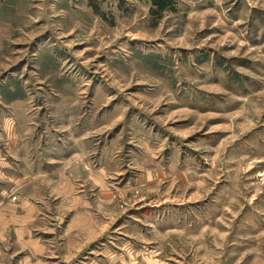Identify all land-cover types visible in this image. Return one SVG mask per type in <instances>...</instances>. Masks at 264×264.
Segmentation results:
<instances>
[{
  "label": "rangeland",
  "instance_id": "374dc122",
  "mask_svg": "<svg viewBox=\"0 0 264 264\" xmlns=\"http://www.w3.org/2000/svg\"><path fill=\"white\" fill-rule=\"evenodd\" d=\"M0 264H264V0H0Z\"/></svg>",
  "mask_w": 264,
  "mask_h": 264
},
{
  "label": "crops",
  "instance_id": "0c3cea01",
  "mask_svg": "<svg viewBox=\"0 0 264 264\" xmlns=\"http://www.w3.org/2000/svg\"><path fill=\"white\" fill-rule=\"evenodd\" d=\"M34 141H32V143H33ZM52 141L51 140H49L48 142H46V144L45 145H47V147H50V154H53V155H55L54 157H59V152H60V149H58V148H54V149H51V146L54 144V143H51ZM43 142H41V140H38L37 141V144L36 145H34V150H36L35 152H33V154H32V156H31V158H34L35 160L34 161H38L40 158H41V160L43 161L44 160V155H45V150L44 149H41V145H43L42 144ZM56 145H58V144H56ZM36 146H38V148L36 147ZM41 149V150H40ZM85 149L86 148H81V150H78L79 152H83V153H85ZM20 151V150H19ZM49 154V151L47 152V155ZM49 154V155H50ZM84 159H85V163H86V156H85V154H84ZM33 160V159H32ZM53 162H56V163H59L60 165H62L61 167H60V169L63 171V172H61V173H58V177H60V179H61V183L59 184V186L60 187H66V189H67V191L68 192H71V190L73 189V187H74V184H72V182L70 181L72 178L71 177H73L72 176V166H67L69 163H71L70 161L68 162H66L65 160H62V161H60V160H53ZM87 165V164H86ZM87 167V169H88V171L90 172V173H92L91 172V170H93L94 168L92 167V165H87L86 166ZM40 175L38 174L37 176H36V178L37 177H39ZM42 176H44V175H41V177Z\"/></svg>",
  "mask_w": 264,
  "mask_h": 264
},
{
  "label": "trees",
  "instance_id": "16d2710c",
  "mask_svg": "<svg viewBox=\"0 0 264 264\" xmlns=\"http://www.w3.org/2000/svg\"><path fill=\"white\" fill-rule=\"evenodd\" d=\"M153 5L157 6L161 11L166 9L168 0H152Z\"/></svg>",
  "mask_w": 264,
  "mask_h": 264
}]
</instances>
